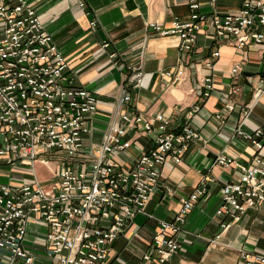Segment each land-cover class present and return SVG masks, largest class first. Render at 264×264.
<instances>
[{
    "label": "built area",
    "instance_id": "built-area-1",
    "mask_svg": "<svg viewBox=\"0 0 264 264\" xmlns=\"http://www.w3.org/2000/svg\"><path fill=\"white\" fill-rule=\"evenodd\" d=\"M201 1L189 0V16L175 19L170 28L157 23L148 24V28L155 35L178 37L182 53L195 49L199 34L212 36L216 47L205 62L209 69L220 57L222 46L247 51L264 43V0H242L237 12L213 15L201 11ZM0 24V166H23L33 171L38 163L47 166L55 162L57 166L51 186L45 187L38 180L0 184V250L31 264L33 257L24 242L30 221L38 219L48 227V252L54 264H105L124 228L145 211L160 184L162 168L168 161L181 163L200 135L189 124L176 131L172 117L157 115L153 119L125 112L110 126L102 142L88 145L86 140L93 134L89 121L98 99L79 86L36 11L25 0H0ZM102 47L111 50L109 42ZM110 58L115 60L117 54L111 52ZM129 70L128 85L140 88L145 73L141 67ZM240 71L237 65L232 75L237 77ZM162 75L179 84L185 70L164 71ZM213 89L212 78L205 77L199 87L202 99L207 100ZM240 91L236 84L232 96ZM131 102L132 96L127 94L121 99L124 106ZM236 108V98H231L225 111L215 118L224 122ZM199 110L200 106L194 107L186 118ZM241 114L246 120L250 108ZM132 130L155 133L156 137L153 146L124 169L117 157L133 147ZM236 135L257 154L250 165L225 155L216 159L218 165L240 173L237 182L222 187L223 204L216 212L232 219L264 204V130L247 133L239 126ZM215 182L210 175L205 176L189 197L180 200L181 208L174 219L159 222L152 246L161 264L180 252L178 238L183 226ZM222 227L227 229L229 224ZM240 261L264 264V255L242 251Z\"/></svg>",
    "mask_w": 264,
    "mask_h": 264
},
{
    "label": "crops",
    "instance_id": "crops-1",
    "mask_svg": "<svg viewBox=\"0 0 264 264\" xmlns=\"http://www.w3.org/2000/svg\"><path fill=\"white\" fill-rule=\"evenodd\" d=\"M25 1L67 59L79 86L98 99L97 110L89 121L93 134L86 140L88 145L102 142L110 126L125 112L153 119L157 115L172 117L176 131L189 124L200 135L181 163L168 161L162 168L160 184L153 190L145 211L124 228L105 264H161L152 246L159 222L173 220L181 208L180 200L189 197L207 175L216 182L183 226L178 238L180 252L163 264H241L242 251L264 255V204L247 210L239 219L216 214L223 204L222 187L240 177L237 169L218 165L217 157L225 155L250 165L257 150L239 138L236 130L239 126L247 133L264 130V43L247 51L222 46L220 57L209 69L205 62L216 47L212 36L199 34L195 49L182 53L178 37L155 35L148 28V24L157 23L168 29L175 19L188 17L189 0ZM241 3L242 0H202L201 11L206 15L234 13ZM105 42L111 44V50H104ZM111 52L117 54L115 60L110 58ZM237 65L241 71L234 77L232 69ZM133 67H141L145 73L140 88L128 85V69ZM180 68L185 75L179 84L162 75ZM205 77H211L214 83L207 100L199 92ZM236 84L241 91L232 96ZM126 94L132 96V102L124 106L121 99ZM231 98H236V111L228 114L224 122L217 120L215 116L225 111ZM196 106H200L199 112L187 119L186 114ZM248 107L250 115L244 120L241 111ZM130 136L133 147L117 157L124 169L153 146L156 134L132 130ZM44 167L38 163L33 171L23 166H0V184L21 185L35 180L46 184L54 173L50 177L41 174L39 170ZM47 167L54 172L57 166L54 162ZM224 223L229 224L227 229H223ZM47 233L44 222L30 221L24 246L33 257L31 264H54L48 252ZM0 264L26 262L0 250Z\"/></svg>",
    "mask_w": 264,
    "mask_h": 264
},
{
    "label": "rangeland",
    "instance_id": "rangeland-1",
    "mask_svg": "<svg viewBox=\"0 0 264 264\" xmlns=\"http://www.w3.org/2000/svg\"><path fill=\"white\" fill-rule=\"evenodd\" d=\"M52 166H54V164H52ZM39 171L41 172V174H44V175H46L48 177H50L54 173V172L51 171V168L50 167H47V166H45L44 168H42V170H39ZM53 171H55V170L53 169ZM50 178L52 180L53 177H50ZM51 180H49V182L46 183L44 186L47 187V186L53 185L54 182L51 181Z\"/></svg>",
    "mask_w": 264,
    "mask_h": 264
}]
</instances>
